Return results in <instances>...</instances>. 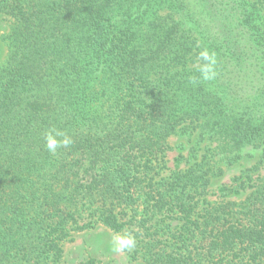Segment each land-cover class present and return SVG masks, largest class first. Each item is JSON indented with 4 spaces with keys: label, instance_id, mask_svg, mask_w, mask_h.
<instances>
[{
    "label": "trees",
    "instance_id": "trees-1",
    "mask_svg": "<svg viewBox=\"0 0 264 264\" xmlns=\"http://www.w3.org/2000/svg\"><path fill=\"white\" fill-rule=\"evenodd\" d=\"M208 2L0 0V14L15 18L0 68V264H57L71 231L93 225L80 221L83 211L120 232L124 205H144V223L180 225L178 236L162 240L170 250L149 242L150 264H264V186L240 210L198 214L194 193L206 191L214 165L154 175L168 139L190 125L230 165L257 150L264 157V28L256 12L264 0H220L240 10L220 15L225 29L237 28L228 39L210 31V11L202 18ZM194 32L204 34L198 45ZM246 33L258 55L256 86L234 82L222 60L235 49L244 70ZM205 48L216 54L217 75L193 85L199 65L191 63ZM50 129L73 143L49 153Z\"/></svg>",
    "mask_w": 264,
    "mask_h": 264
},
{
    "label": "rangeland",
    "instance_id": "rangeland-1",
    "mask_svg": "<svg viewBox=\"0 0 264 264\" xmlns=\"http://www.w3.org/2000/svg\"><path fill=\"white\" fill-rule=\"evenodd\" d=\"M214 5H216V12H214ZM257 8L256 12L259 15L262 14V17L260 16V24L264 28V8L260 4L257 5ZM209 11L214 16L212 19L217 22L216 25L213 23L210 29V31L214 30L217 33L215 35L225 37L226 34L224 33L231 34L232 31L237 30V28L235 30L230 26L231 18H224L230 26V28L227 27L226 29L223 26L224 21L220 18V15L223 14L234 17L239 16L240 10L233 9L232 4L226 6L220 0H210L207 3L206 11L201 12L204 20L210 18ZM209 21L210 19H208ZM14 24L15 18L13 16L5 12L0 14V68L7 63L9 57L10 42L8 35ZM230 29L232 30L230 31ZM193 34L195 40L197 39L198 45V41L201 43L204 34L199 32H194ZM210 38H212V35H210ZM241 42L247 45L248 50L247 59L242 64L244 70L239 72L241 63L237 65L236 59L241 56L237 54L235 49L232 50V53L227 54V56L223 54V64L229 66L230 71L228 73L234 82L245 77V81H242L244 86H248V83L251 86V82L255 86L256 84H262L260 77H258L260 73L257 71L260 66L258 65V61H256V57H252V55H258L253 48L250 49L247 33L244 34V40L241 39ZM231 46L237 48L235 45ZM218 47L219 51L224 53L228 50V45L226 44L219 45ZM249 50H252L251 54ZM219 55H222V53L217 54V56ZM225 57L231 58L232 61H227ZM196 59H198V56ZM191 64L196 66L200 62L198 60V62ZM246 81L247 83H245ZM216 145L217 143L212 142V140H201L200 126L190 125L187 131H180L168 139L164 151V160H159L158 164V161L155 163L154 175H156L158 180L174 177L177 174L183 175L196 162L208 163L215 166V175L212 177L206 191L194 193L195 201L199 202L197 208L198 214L215 211L217 208L228 211L229 205L240 210L241 206L246 203V199L251 197L252 193L257 191L259 187L264 186V157L262 158L261 152H258V150L254 151L252 156L247 155L230 165L222 160V156L219 155ZM205 208L208 210H205ZM144 209V205H139L138 207L137 205H124L117 208V211L120 212V219L128 222L122 231H131L137 239V245L131 252L121 253L111 251L112 237L117 232L102 224L98 220L97 215L91 216L88 212L83 211L81 216H79L80 221H91L93 225L84 230L74 229L71 231L70 238L65 241L63 246V257L57 264H84L90 258H95L99 264H150V257L147 252L149 242H153L155 246L154 251L170 250V243L162 242V240H165L164 238L168 237L171 232L178 236L180 234V225L171 220V218L168 220V224L165 222L156 224L155 219L144 223L145 218L149 219V215L144 213Z\"/></svg>",
    "mask_w": 264,
    "mask_h": 264
},
{
    "label": "clouds",
    "instance_id": "clouds-1",
    "mask_svg": "<svg viewBox=\"0 0 264 264\" xmlns=\"http://www.w3.org/2000/svg\"><path fill=\"white\" fill-rule=\"evenodd\" d=\"M199 64L197 71L199 76L190 77V83L196 85L200 81H211L215 79L216 54L208 49H203L198 53ZM45 148L51 154H56L61 148H66L73 143L71 136L57 129H50L44 135ZM137 245L136 236L131 231H120L112 237L111 251L115 253L131 252Z\"/></svg>",
    "mask_w": 264,
    "mask_h": 264
}]
</instances>
